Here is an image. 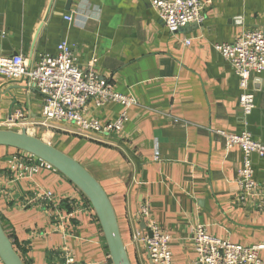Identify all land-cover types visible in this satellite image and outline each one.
<instances>
[{"label":"crops","instance_id":"crops-1","mask_svg":"<svg viewBox=\"0 0 264 264\" xmlns=\"http://www.w3.org/2000/svg\"><path fill=\"white\" fill-rule=\"evenodd\" d=\"M204 2L203 23L173 33L152 0H0V56L37 60L57 54L66 41L81 65L93 60L116 92L135 100L130 106L91 101L85 108V117L102 124L127 111L120 134L88 136L62 122L49 136L108 193L132 264H150L136 238L145 223L133 217L146 201L172 236L174 264L196 259L192 236L199 225L234 243L264 242L263 199L244 195L237 182L243 151L227 148L217 133L248 131L264 142V75L251 76L255 107L245 114L239 77L215 49L245 30L264 31V0ZM20 107L30 121L39 120L41 93L0 75V120ZM253 162L262 182L263 161L254 155ZM48 190L59 206L40 198ZM0 218L25 264H67L69 256L72 264H113L82 192L52 166L7 146H0Z\"/></svg>","mask_w":264,"mask_h":264},{"label":"built area","instance_id":"built-area-1","mask_svg":"<svg viewBox=\"0 0 264 264\" xmlns=\"http://www.w3.org/2000/svg\"><path fill=\"white\" fill-rule=\"evenodd\" d=\"M152 6L173 33L190 23L202 24L205 19L204 0H152ZM67 19L71 20V17ZM185 43L190 44V40H185ZM215 49L239 77L240 109L245 114L251 113L255 107V95L250 89L251 76L264 75V31L245 30L232 42L215 44ZM0 75L10 81L24 82L29 90L37 89L41 93L43 110L39 120L30 121L21 107L5 120H0V128L26 130L33 135L41 128L48 135L54 134L55 126L62 122L76 125L88 136L120 134L129 119L127 111L121 112L116 120L102 124L95 118L85 117V108L91 101L98 106L111 102L124 106L135 103L130 96L113 89L110 78L100 75L93 60L86 66L81 65L74 49L66 41L58 45L57 54H40L37 60L23 54L0 56ZM217 133L226 137L227 148L238 146L242 149L244 164L237 182L244 195L261 197L263 203L259 206L264 208V179L262 182L258 179L253 162V156L257 155L264 164V142L248 131L232 134L220 130ZM25 154L36 158L27 152ZM40 198L47 204L56 201L59 206V200L50 190ZM133 217L145 223L146 229L139 232L136 238L145 247L150 264H174L172 236L153 219L150 203L144 202ZM192 242L197 253L192 264H264V242L252 245L234 243L210 234L203 225L195 228ZM66 263L72 264L74 259L69 256Z\"/></svg>","mask_w":264,"mask_h":264},{"label":"water","instance_id":"water-1","mask_svg":"<svg viewBox=\"0 0 264 264\" xmlns=\"http://www.w3.org/2000/svg\"><path fill=\"white\" fill-rule=\"evenodd\" d=\"M189 25L191 23L186 26ZM0 146L12 147L32 154L51 165L72 182L88 199L96 212L104 232L112 263L132 264L112 201L102 184L81 162L50 142L28 133L26 130L17 131L0 128ZM0 259L3 264H25L12 239L7 234L1 218Z\"/></svg>","mask_w":264,"mask_h":264},{"label":"rangeland","instance_id":"rangeland-1","mask_svg":"<svg viewBox=\"0 0 264 264\" xmlns=\"http://www.w3.org/2000/svg\"><path fill=\"white\" fill-rule=\"evenodd\" d=\"M44 131H46V130L41 128V129L38 130V131L36 130L34 135H36V136H41V137L44 138L45 135L48 134V133H45ZM54 131H55V130H54ZM49 136H50V135H49ZM45 140L48 141V142H50V143H51V141H53V140H50V137H48V136L45 137ZM55 144H56V143H55ZM52 145H53V144H52ZM56 145H58V144H56ZM58 147H60L61 150H63L64 152H66V150H65L63 147H61V146H59V145H58ZM66 153H67V152H66ZM69 155H71V154H69ZM71 156H72V155H71Z\"/></svg>","mask_w":264,"mask_h":264},{"label":"trees","instance_id":"trees-1","mask_svg":"<svg viewBox=\"0 0 264 264\" xmlns=\"http://www.w3.org/2000/svg\"><path fill=\"white\" fill-rule=\"evenodd\" d=\"M9 235V234H8ZM10 236V238L12 239V237H11V235H9ZM13 240V239H12ZM13 244H14V242H13ZM15 246V245H14ZM17 250V249H16Z\"/></svg>","mask_w":264,"mask_h":264},{"label":"bare ground","instance_id":"bare-ground-1","mask_svg":"<svg viewBox=\"0 0 264 264\" xmlns=\"http://www.w3.org/2000/svg\"><path fill=\"white\" fill-rule=\"evenodd\" d=\"M46 136H48V137H49V135H48V134H46V135H45V137H46ZM45 137H44V139H45Z\"/></svg>","mask_w":264,"mask_h":264}]
</instances>
